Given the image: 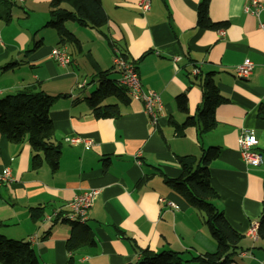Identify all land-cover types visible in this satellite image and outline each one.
I'll list each match as a JSON object with an SVG mask.
<instances>
[{"label":"crops","instance_id":"obj_1","mask_svg":"<svg viewBox=\"0 0 264 264\" xmlns=\"http://www.w3.org/2000/svg\"><path fill=\"white\" fill-rule=\"evenodd\" d=\"M8 1L13 4L9 20L0 22V98L25 89L59 96L48 117L61 153L55 172L44 162L33 169L26 142L11 144L0 137V173L8 168L13 178L0 184V234L21 241L36 235L31 247L39 264H66L70 257L72 264H135L145 249L188 253L186 259L212 254L216 244L197 212L154 169L176 179L181 174L178 158H197L202 149L218 147L219 156L208 166L218 197L214 204L244 236L231 264H264V240L246 236L249 225L260 219L264 158L259 167L247 166L236 143L240 131L250 130L258 148L264 145V122L256 117L264 101V28H259L264 10L255 18L243 11L247 0H208L209 19L226 23L209 30L196 26L201 0H145L148 11L138 6L143 0H100L106 24L96 29L66 22L65 29L77 42L60 44L55 30L43 28L49 0ZM56 47L66 49L68 65L50 58ZM113 48L134 64L142 88L158 93L161 111L154 127L142 104L127 94L104 101L116 105L119 116L91 115L86 99L98 88V76L108 72L107 79H118ZM244 60L253 69L239 79L235 68ZM193 68L200 79L209 75L226 99L215 109L216 126L201 136L197 126L178 131L173 125L195 117L200 106ZM182 94L187 113L176 108ZM72 137L91 146L70 145L65 140ZM144 175L148 178L140 182ZM92 189L98 195L84 224L93 243L69 254L70 221L52 225L44 217L66 215V203ZM30 208L43 209L42 219L32 220Z\"/></svg>","mask_w":264,"mask_h":264},{"label":"trees","instance_id":"obj_2","mask_svg":"<svg viewBox=\"0 0 264 264\" xmlns=\"http://www.w3.org/2000/svg\"><path fill=\"white\" fill-rule=\"evenodd\" d=\"M163 1V0H161ZM13 5L8 0H0V22L9 20V8ZM64 5H69L66 8ZM49 19L43 28L55 30L59 43L77 42L64 24L74 22L77 25L101 28L106 22V15L100 0H49ZM196 26L202 29L217 30L226 26L225 22L213 23L208 17V0H201L196 8ZM36 47V44L34 45ZM15 64H7L2 69H10ZM108 72L98 76V88L86 99L91 115L95 119H109L119 116L116 105H105L104 101L111 96L124 98L127 92L124 88L107 79ZM201 92L200 106L195 117H186L180 124H173L178 131L185 127L197 126V135L201 136L211 131L217 124L215 109L226 102L209 75L200 79L194 76ZM127 94V95H126ZM59 96H49L41 91L31 89L21 90L14 94L0 98V137H4L11 144L26 142L32 153L31 166L38 168L42 162L46 163L51 172H55L59 165L61 144L55 138L53 124L48 117L49 109ZM176 108L181 113H187L185 95H179ZM256 117L264 122V104L257 109ZM264 158V145L257 149ZM218 147H208L201 150L195 158L186 156L178 158L177 164L181 174L176 179L165 177L155 168L164 184L169 186L185 203L200 217L208 230L211 239L216 244V251L202 256L184 258V254L171 251L154 253L148 249L140 251L139 260L135 264H231L241 247L239 243L244 238L223 216L214 202L217 195L209 182V164L219 156ZM148 176L144 175L140 182ZM30 218L40 220L43 209L30 208ZM59 221H67L66 215L58 213L52 220V225ZM70 221V236L66 241V250L72 254L75 250L91 245L93 239L89 228L77 220ZM259 238L264 240V178L263 200L259 219ZM70 257L66 264H72ZM0 264H39V260L28 241L8 239L0 234Z\"/></svg>","mask_w":264,"mask_h":264},{"label":"built area","instance_id":"obj_3","mask_svg":"<svg viewBox=\"0 0 264 264\" xmlns=\"http://www.w3.org/2000/svg\"><path fill=\"white\" fill-rule=\"evenodd\" d=\"M12 2L23 3L24 0H11ZM139 8L142 11L149 10L148 1H141ZM264 10V3L258 0H247L243 11L251 16L258 18L260 12ZM259 28L263 29L264 24L260 23ZM223 35V30L220 31ZM50 58L60 66H66L70 63V57L64 47L53 48L50 52ZM113 67L118 74L116 81L117 85L124 88L127 94L142 104L143 110L147 115L149 125L154 127L157 123L161 111V102L158 93L151 90H144L140 84L134 64L123 56L116 48H113ZM253 64L244 60L240 65L235 68V77L239 79L246 78L252 71ZM197 68L192 69V74L197 75ZM264 104V101H263ZM70 145H77L82 142L85 147H90V141H82L77 137L67 138L65 140ZM237 149L239 151L242 161L249 167H259L262 164L263 158L258 149V142L254 136V133L250 130L240 131L237 136ZM13 178L8 168H4L0 173V184L12 182ZM98 190H87L76 196H74L69 202L66 203L65 209L67 211L66 218L68 220H77L80 223H84L86 214L89 208L94 204ZM160 203L164 200L160 199ZM170 205V203H168ZM177 209L176 206H172ZM57 213L52 216H46L45 221H51ZM246 236L252 240H256L259 237V224L258 222H252L247 231ZM31 244L36 243V235H33L28 239ZM246 253L241 252L240 256H245Z\"/></svg>","mask_w":264,"mask_h":264}]
</instances>
